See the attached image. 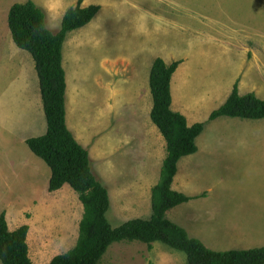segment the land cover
<instances>
[{"label": "rangeland", "instance_id": "obj_1", "mask_svg": "<svg viewBox=\"0 0 264 264\" xmlns=\"http://www.w3.org/2000/svg\"><path fill=\"white\" fill-rule=\"evenodd\" d=\"M23 2L25 0L17 1ZM98 3L106 15L110 9L107 23V16L104 17L101 32L90 23L68 33L63 53L69 82V93L66 96L70 113L68 123L70 121L75 134L86 145L83 146L91 152L92 170L101 182L109 184L113 179V176L109 177V172L100 170L101 166L107 169L103 154L113 148L110 138H119L123 144L126 141L128 144L133 143V132L140 125L133 118L134 112L141 108L137 104L139 98L135 90L133 97H129L131 105L116 106L112 104L113 99H106L110 90L116 88L119 91L121 88L120 81L127 77V71L122 70L126 64L123 55L133 51L132 47L129 50L126 48L127 43L116 32L123 33L128 40L134 37L139 40L141 59L151 57L153 62L156 54H166L159 51L185 57V62L174 75L178 77L184 74V81L176 87L174 79L172 81L175 94H186V98L192 99L191 89L196 86L197 75L207 73L210 81L208 89H213L214 93L223 91V96L206 100L202 106L205 114H210L225 102L233 89V82L246 87L244 90L239 87L241 94L252 92H246L245 89L254 90L264 99V0H95V5ZM73 4L76 3L66 0L62 1L61 6L56 4V10H47L48 28L59 31L64 15L62 20L58 17ZM52 12L58 20L49 18ZM3 14H6L5 18ZM8 14L9 11L5 13L0 10V19L4 20L5 32L8 33L5 36L3 30H0L1 116L4 110H10L5 115L6 121L0 118V216L6 213L11 230L28 225L30 256L34 264H50L55 256L76 246L85 209L80 195L69 184L50 191L51 168L31 151L26 142L30 137L45 134L47 119L34 59L30 52L15 44ZM143 17L151 30L142 33L130 21H139ZM157 25L160 30H157ZM92 37L96 39L90 40ZM203 51L207 55H202ZM178 56L165 55L169 60ZM232 60L237 63L236 70L240 71L236 75ZM151 68L149 63L147 70L151 71ZM30 84L31 93L28 88ZM34 91L38 94L37 101L32 94ZM149 95L153 102L151 91ZM3 96L6 105H9L7 109L3 105ZM144 97L147 102V93ZM31 102L36 103L34 108L30 107ZM258 122L261 120L228 116L205 121L208 133L217 132L213 136V146L217 144L222 147L217 150L216 156H211L207 168L187 169L188 176L196 181L194 192H208L211 189V193L209 198L194 201L192 205L195 211L191 212L190 218L184 215V219L206 238L219 237L210 241V244L217 240L223 246H235L239 239H243L245 245L253 246L248 238L241 237L264 239V176L259 174L260 171L264 172V162H252L256 158L255 151L246 153L247 149L244 148L258 145V139L252 138L253 134L243 133L258 128ZM151 123L160 133L152 119ZM222 131L230 134H218ZM131 146L132 149L136 148V143ZM257 151L264 157V151ZM225 157L232 160L228 162L224 160ZM113 159H119V165L125 167L120 156ZM126 159L131 166L135 165L128 154ZM106 162L108 164L107 159ZM113 205L109 215L114 222L113 226L132 218V214L123 217L122 221L118 218L124 212V206L128 212L136 206L129 198L127 201L116 199ZM180 206L170 210L167 218L173 221V215L188 212V207ZM146 210L142 213H149V208ZM257 211L261 213V220L255 224L248 215ZM149 216L151 214L138 217ZM197 238L205 242L204 238ZM205 244L212 249L208 242ZM101 262L188 264L186 253L182 251L163 242L149 245L138 240L115 242ZM0 264H3L1 260Z\"/></svg>", "mask_w": 264, "mask_h": 264}, {"label": "trees", "instance_id": "obj_2", "mask_svg": "<svg viewBox=\"0 0 264 264\" xmlns=\"http://www.w3.org/2000/svg\"><path fill=\"white\" fill-rule=\"evenodd\" d=\"M82 4L83 0H79L74 11H67L57 32L48 28L45 11L32 0L14 4L8 18L16 45L30 52L34 59L47 119V132L26 142L51 168L50 191L69 184L80 195L85 209L76 246L55 256L50 264H102L110 246L126 240L149 245L163 242L186 253L188 264H264V247L215 251L167 218L170 210L190 201V197L175 191L172 185L179 161L197 152L196 141L205 127V122L190 126L185 115L172 109V77L180 61L168 64L163 58H157L151 71L154 98L151 115L166 138L168 149L161 179L152 191L153 214L148 219H131L117 227L111 224L107 215L109 192L92 170L89 150L75 138L67 123L64 43L68 33L89 24L101 8ZM223 116L262 119L264 100L253 92L241 95L236 83L227 101L212 112L209 120ZM29 231L28 225L11 230L6 213L1 214L0 260L3 264H34Z\"/></svg>", "mask_w": 264, "mask_h": 264}, {"label": "crops", "instance_id": "obj_3", "mask_svg": "<svg viewBox=\"0 0 264 264\" xmlns=\"http://www.w3.org/2000/svg\"><path fill=\"white\" fill-rule=\"evenodd\" d=\"M14 1L17 3L18 0H14ZM14 1L9 2V0H0V10L5 11V13H6V11L10 12V9L12 8V6L14 4H16ZM27 1H29V0H25V2H27ZM32 1H34L39 7H41L45 11L46 23H47V15H48L47 10H50V11L56 10L57 7L55 5L59 3V6H61L62 1H66V0H32ZM25 2H23V3H25ZM78 2H79V0H72V3H76L75 6L78 4ZM107 4H108V2H107ZM82 5L84 7L95 5V0H83ZM96 5H99L101 7V5L99 3ZM108 5L111 8L112 4L110 3V1H109ZM109 10L110 9H108L107 15H106L103 13L104 10L101 7L99 12L97 13V15L95 17L102 15L103 18L104 17L106 18V16H107V18H106V23H107ZM2 16L5 18L6 14H3ZM54 17H55V14L52 12L49 15V18L55 19ZM8 18H9V14H8ZM55 20H58V18ZM130 23H134L135 27L138 30H140L142 33L144 31L147 32V31L151 30L150 28H148L147 21L144 17L140 18L139 21L138 20H132V21H130ZM106 25L108 27V24H106ZM156 28H157V30H160L159 25H157ZM1 29L3 30L4 35L7 36L8 33L5 32V23H4V20H2V19H0V30ZM106 29H108V28H106ZM103 33H105V32L103 31ZM116 33L120 35L119 38L121 40H124V42L127 43L126 48L129 50L132 47L133 51H128L123 55V57L126 61V64L122 70L127 71V77L124 80L120 81L119 84L121 85V88L119 89V91H117L116 88L110 90L108 93V98H106V99H113L114 102H112V104H114L116 106L117 105H131L132 102H129V101H131V100H129V97L130 96L133 97V91L135 90L136 91V97L139 98L137 100V104L141 108L138 111L134 112V114H133V118L135 120L139 121V123H140L138 130L136 132H133V133H135V136H133L132 141L130 140L131 142L136 143V148L132 149L133 146H131V145L133 143L128 144V142L126 141L125 144H123L122 141L120 142L119 138H115L114 136H112L110 139H111V143L113 145V148L110 149L108 151V153L103 154L104 158H105L104 164L107 167V169L105 167L101 166L100 170L103 169V172H109V177L113 176V179L110 180L109 184L101 182L107 188L108 192L110 191L109 192L110 209H109L107 215H108L109 221L111 222L112 225H114V222L112 220H110L111 217L109 215L112 211V207L114 206L113 204H115V202H116V199H118V201L119 200L120 201L121 200L127 201V199L129 198L131 200V202L134 203V206L136 205L134 207V209L130 212L127 211L126 206L123 207L124 212H121L120 215L118 216V218L121 219V221L124 220V219H122L123 217L128 216L129 214H132V218H129L128 220L139 218L138 216H142V215H150L151 214V216H152V214H153L152 191H153V188L160 181L164 161L168 155V149H167L166 138L164 137V135L162 134V132L160 131V129L154 123V121L152 119L151 114H152V109L154 106V98H153V102H151L149 94H150V91L152 94V89L149 90V85H148L149 84L148 83V75H150V77H151L152 68H151V71H148L147 67L149 69V63H150V67H151V65L153 67V64L157 58H163L166 61V63H168V64H171L174 61H180V64H179L177 70L175 71V73H176L178 71V69L181 67V65L185 62L184 56H178L180 54L167 53L166 51H159V52L166 53V54H164V56L162 53L156 54V57L153 56V60H154L153 62H151L152 61L151 57L150 58L149 57H143V59H141V57H139V55L142 53L141 51H139V49H140V47L138 45L139 40L138 39L135 40V37L130 38L128 40L123 33H121V32L120 33L116 32ZM91 39L95 40L96 38L92 37V38H90V40ZM63 55H64V53H63ZM165 55H172V56H178V57H174V58L170 57L171 59L169 60L168 58L165 57ZM202 55H207V53L203 51ZM232 64H234L233 71H235L237 63L232 60ZM149 72H150V74H149ZM239 72H240L239 70H236L234 75H236ZM175 73H174V75H175ZM174 75H173L174 78L172 77V81L174 79V86L176 87L182 81H184L185 78L183 77L184 74H181V76H178V77H175ZM201 75H205V77H203ZM234 75H232V76L234 77ZM150 77H149V82H150ZM66 78H67V72H66ZM209 82L210 81L207 78V73L202 72L199 75H197L196 86L195 87L193 86V89H191L192 99L186 98V94L181 95V94H178V92L175 94L176 90L173 92L172 85H171L172 109L176 112H180L183 115H185L187 118L188 124L190 126H192L196 123L205 122V121L209 120L212 112L220 107L219 106L218 108L214 109L210 114H208V113L205 114L203 112L202 106L205 104L206 100H210L213 97H217L219 95L223 96V95H221L223 91H221V92L217 91L216 93H214L213 89L212 90L208 89V86H209L208 83ZM236 83H238V82H236ZM236 83L233 82V89H234ZM67 84L69 86L68 80H67ZM39 87H40V81H39ZM150 87H151V84H150ZM238 87H240L241 89L246 88L245 86L242 87L241 84L239 85V83H238ZM22 88H23V85H22ZM28 88H29V91L31 93V84H30V86H28ZM233 89H232V91H233ZM40 90H41V88H40ZM232 91L228 94L225 102L227 101V99L231 95ZM239 91H240V89H239ZM245 91L246 92L247 91L253 92L254 90L245 89ZM252 92H247L245 94L252 93ZM68 93H69V90H68ZM68 93L66 95L67 97H68ZM146 93H147V102H145V100H144L145 99L144 94H146ZM253 93H255V92H253ZM256 93L255 94L259 98H261L259 93L258 92H256ZM32 94L34 95V98L36 97L35 100L37 101V97H38L37 92L34 91V92H32ZM245 94L242 93L241 95H245ZM41 97H42V93H41ZM67 97H66V107H67V123H68V119H70V113L68 110ZM152 97H153V94H152ZM98 99H101V98H98ZM102 99H105V98H102ZM261 99H263V98H261ZM5 101H6L5 96H3V105H5L6 109H7V107L9 105H6ZM148 101H149V103H148ZM13 103L15 105V100H13ZM109 104H111V103H109ZM223 104H221V106ZM35 106H36V103L33 104V102H31L30 107L34 108ZM43 109H44V107H43ZM9 111L10 110L7 109L8 113H9ZM120 111L122 112V109ZM7 112L4 110L2 113V116L0 114V118L3 117V119L6 121L5 115H7ZM120 115H121V113L118 115V117ZM150 118L152 119L153 123L157 126L158 130L160 131V133L162 135H160V133L157 131V129L152 125ZM231 118H239V117H231ZM241 119H244V118H241ZM246 120H248V119H246ZM249 120H258V121L261 120V122H258V124H259L258 128L253 129L251 131L243 132V133L253 134L252 138L258 139V145L256 144L253 146L250 143L252 146H249V147L244 148V149L245 150L247 149L246 153H247V151L250 153L252 150H253V153L255 151L254 157H256V158L252 159V162L254 164L256 162H260L262 164L264 162V157L261 156L262 153L258 152L257 150L264 151V118H262V119H249ZM117 121H118V118H117ZM117 121L115 122V124L117 123ZM209 121H211V120H209ZM33 126H34V124H33ZM40 126H42V125H40ZM68 126H69L70 130L73 132L75 138L82 145H84L86 147V145L75 134L74 130L71 127L70 121L68 123ZM27 128H28V126H27ZM34 129H35V126H34ZM42 129H43V126H42ZM226 131H230V130H226ZM230 132L222 131V132H218V134H230ZM236 132H240V131H236ZM216 133L217 132H209L208 133L206 130V126H205L203 132L198 136L197 141H196L197 147H198L197 152L194 154H191L189 156L183 157L178 163V171H177L176 176L174 178V182H173L172 187L175 191L184 193L185 195L190 197V201L181 204V206L179 205L180 206L179 208H182L184 206L188 207V209H187L188 212L185 214H183V212H181V213L179 212V213L173 215V222L175 221V223H177L178 225L185 228L191 237L197 238V236H199L200 238H204L205 242H208V244L211 245L212 250H215V251H219V250L223 251L222 249H227V251L228 250H246V249L258 248V247H264V239H256L257 237H254V238H252V237H241V238H248L249 243L253 244V246L245 245V242L243 239H239L237 241V243H235V246L231 245V246L226 247V246H223L222 244H220L217 240H215L212 244H210V241H212L213 239H217L219 237H208V238H206V236H203L200 232L191 228V223H189V221L186 222L184 219V215L187 214L188 218H190L191 212L195 211V209L193 208V205H192V203L194 201H200V200H203V199L210 197L211 189L208 190V192H206V191H204V192L195 191L194 192L193 185H194V183H196V181H192L191 176H188L186 171H187V169L196 170L199 167L207 168V166L210 164L209 161H211V156L212 155L216 156L217 150L222 147V146H218L217 144H216V146H213V145H215V143L213 144L212 140H213V136ZM131 138L132 137H130V139ZM127 146H129V147L126 149ZM97 147H99V146L97 145ZM121 147L125 148V150H122ZM120 148L122 151L120 150ZM98 149L99 148H97L96 151ZM131 149H132V152H131ZM89 153H90V157H91V152L89 151ZM127 154L130 156L131 160L135 164L134 166H131L129 164V161L126 159ZM117 156L121 157V161L124 164H126L125 167L121 166V164L119 165V159H113V157H117ZM243 157L244 156H242V158ZM106 159L108 161V164L106 162ZM224 160L229 162V160H232V159L225 157ZM208 169H210V168H208ZM183 170L185 173L183 172ZM259 174L261 177L264 176V172H262V171H260ZM120 176H123V178ZM131 192H132V194H131ZM130 194L132 195V197ZM117 206L122 207V205H117ZM147 208H149V213H142V212L147 211L146 210ZM150 208L152 209V213L150 212ZM136 215H137V217H136ZM151 216H149V218ZM221 218H224V216L221 215ZM248 218H250V220L253 219L254 223L258 224L261 220V213L258 211L253 212V213L248 215ZM142 219H148V218H142ZM115 223L117 224V222H115ZM114 227H117V226H114ZM197 239H199V238H197ZM201 241L205 244V242L203 240H201ZM256 245H260V246H256Z\"/></svg>", "mask_w": 264, "mask_h": 264}, {"label": "clouds", "instance_id": "obj_4", "mask_svg": "<svg viewBox=\"0 0 264 264\" xmlns=\"http://www.w3.org/2000/svg\"><path fill=\"white\" fill-rule=\"evenodd\" d=\"M69 9L74 11L75 10V5L74 4L73 5H69L68 8H65L58 18L62 20V16L66 15L67 11ZM103 21H104V18L101 15V16H97V17L93 18L91 23L95 26L97 31L101 32V27H102Z\"/></svg>", "mask_w": 264, "mask_h": 264}]
</instances>
